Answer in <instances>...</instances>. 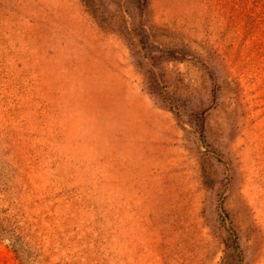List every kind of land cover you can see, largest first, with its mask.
Returning <instances> with one entry per match:
<instances>
[{
    "label": "rangeland",
    "instance_id": "1",
    "mask_svg": "<svg viewBox=\"0 0 264 264\" xmlns=\"http://www.w3.org/2000/svg\"><path fill=\"white\" fill-rule=\"evenodd\" d=\"M100 1L0 0V264H264V0Z\"/></svg>",
    "mask_w": 264,
    "mask_h": 264
},
{
    "label": "trees",
    "instance_id": "2",
    "mask_svg": "<svg viewBox=\"0 0 264 264\" xmlns=\"http://www.w3.org/2000/svg\"><path fill=\"white\" fill-rule=\"evenodd\" d=\"M117 5L119 8L122 7L121 3H117ZM125 6L129 13H136L142 19L145 10L149 6V0H125ZM90 7L89 8L92 13H97L99 12L100 8H104L105 6L101 1L99 4H97L94 0Z\"/></svg>",
    "mask_w": 264,
    "mask_h": 264
}]
</instances>
